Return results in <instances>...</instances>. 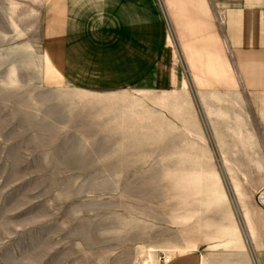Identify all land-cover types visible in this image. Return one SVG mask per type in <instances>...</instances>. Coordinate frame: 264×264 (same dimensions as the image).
<instances>
[{
	"label": "rangeland",
	"instance_id": "rangeland-1",
	"mask_svg": "<svg viewBox=\"0 0 264 264\" xmlns=\"http://www.w3.org/2000/svg\"><path fill=\"white\" fill-rule=\"evenodd\" d=\"M42 13L43 0H0V264L253 258L258 130L221 127L186 96L58 88Z\"/></svg>",
	"mask_w": 264,
	"mask_h": 264
},
{
	"label": "crops",
	"instance_id": "crops-1",
	"mask_svg": "<svg viewBox=\"0 0 264 264\" xmlns=\"http://www.w3.org/2000/svg\"><path fill=\"white\" fill-rule=\"evenodd\" d=\"M42 16L44 77L58 88L194 98L264 144V0H43ZM253 254L224 264H261L264 243Z\"/></svg>",
	"mask_w": 264,
	"mask_h": 264
}]
</instances>
